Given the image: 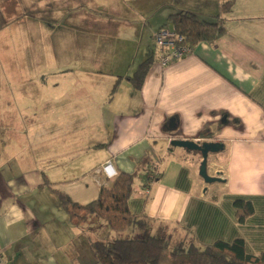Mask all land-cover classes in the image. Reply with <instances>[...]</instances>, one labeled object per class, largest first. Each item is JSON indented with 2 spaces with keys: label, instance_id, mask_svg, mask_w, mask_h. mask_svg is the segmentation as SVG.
<instances>
[{
  "label": "crops",
  "instance_id": "1",
  "mask_svg": "<svg viewBox=\"0 0 264 264\" xmlns=\"http://www.w3.org/2000/svg\"><path fill=\"white\" fill-rule=\"evenodd\" d=\"M130 1L134 29L131 14L119 19L127 24L117 36L107 25L88 30V8L97 7L98 22H113L116 10L106 16L107 7ZM222 1L0 0L15 8L0 19L3 264H97L91 242H110L114 235L95 217L71 224L57 192L86 205L120 173L132 177L130 211L144 214L148 231L170 246L242 240L250 255L264 253V33L237 22L227 28V19L219 40L199 43L166 66L153 43L158 29L171 26L170 15L211 20ZM59 5L82 11L67 15L80 28L71 30L63 48L48 24ZM24 6H46L51 16H25L19 13ZM150 56L155 61L136 89L125 78ZM172 140L222 144L207 158V174L222 182L205 184L200 155L172 147ZM108 162L112 178L102 171ZM154 163L157 173L144 198V177ZM236 199L253 208L242 223Z\"/></svg>",
  "mask_w": 264,
  "mask_h": 264
},
{
  "label": "trees",
  "instance_id": "2",
  "mask_svg": "<svg viewBox=\"0 0 264 264\" xmlns=\"http://www.w3.org/2000/svg\"><path fill=\"white\" fill-rule=\"evenodd\" d=\"M232 0L222 1L217 14L211 20L199 19L195 14L179 12L170 15L167 22L174 32L182 37L183 45L193 49L199 43L213 44L226 32L225 20L232 11ZM155 61L154 56L145 59L131 77H126L136 89H140L144 78ZM118 78L110 92V98L116 93L120 83ZM144 177L143 183L148 179ZM132 177L118 174L110 188H101L97 198L86 205H79L60 192L59 201L74 226H82L88 218L95 217L103 222L114 235L110 243L91 242L97 264H160L161 257L168 253L171 264H264V253L250 255L242 240L231 243L215 242L198 248L191 244L184 247L179 244L171 248L165 237L155 236L148 231V219L142 214L130 211L128 198ZM147 198V197H144ZM235 216L239 223L244 222L253 213L250 202L236 199L233 203ZM130 234L126 239L123 235ZM140 234L142 239H134Z\"/></svg>",
  "mask_w": 264,
  "mask_h": 264
},
{
  "label": "rangeland",
  "instance_id": "3",
  "mask_svg": "<svg viewBox=\"0 0 264 264\" xmlns=\"http://www.w3.org/2000/svg\"><path fill=\"white\" fill-rule=\"evenodd\" d=\"M188 1V0H187ZM177 3L180 2V0H168V4L172 3ZM46 3V2H45ZM92 4H95L92 2ZM7 7H2L0 5V19H2L3 17L6 16V12L9 11V9L14 13L15 12V8L14 6H12V4H10L8 2ZM11 5V6H10ZM113 5V2L110 4V6ZM127 5V7H126ZM126 5H117L111 7H107V12L105 13L106 16H110L111 12L110 10L113 12L114 10H116V14L115 16L118 17V20H115L113 22L110 21L109 18L107 19H102L103 22H98V15L99 12L97 10V7H91L88 8L90 10H88V12L86 11V15L89 17V31H91L92 33H98L99 32V26H103V28L107 25L108 26V31H113L112 36H117L119 33H125V25L127 23H124L123 21L119 20L120 18H129L130 15L131 17H133V21L131 23V25H133V29H134V2L130 1L127 2ZM137 4H135L136 6ZM116 7V8H115ZM53 11L52 14H54V18L52 19L54 22H50L48 23L49 26H53L54 29H56V43L57 46L60 48L66 47L68 46V40L69 37L71 36L72 29H78L80 28L79 24H76V26H74L72 23L67 22V15L69 14H74L75 16H80L82 11L79 9H75V12H73L72 9H69L67 7L64 6H57V7H52ZM130 8H132L133 10H129ZM5 12V13H4ZM17 13V12H16ZM19 13L25 15V16H32L35 17V15L37 16H43V17H47V16H51V12L49 11V8H46V6H42V7H27L24 6L19 7ZM114 13V12H113ZM63 17V18H62ZM228 19V21H226V27L227 28H233V26H235V24L237 23H243L245 24V28L250 29L252 31H257V33H264V0H236V4L233 7V13L231 15H228L226 17V20ZM146 20V19H145ZM45 21V20H44ZM237 22V23H236ZM141 26V23H139ZM79 26V27H78ZM147 27V26H145ZM143 27L141 26V29ZM105 30H107V27L104 28ZM88 31V32H89ZM2 37L0 36V44L2 43L1 41ZM33 74V72L31 73ZM34 75V74H33ZM28 77H31L30 75H28ZM214 154H210L209 156H212ZM134 188H135V195H139V188H138V184L134 183ZM105 228L108 227L105 225ZM124 238L128 239L130 238V234L129 233H125V235H123ZM134 239H142L143 236H141L140 234H134L132 236ZM176 239V238H175ZM110 243V242H108ZM175 245V246H174ZM171 245L170 247H176L178 245V243ZM160 264H171V259L168 253H164L161 257V261Z\"/></svg>",
  "mask_w": 264,
  "mask_h": 264
},
{
  "label": "built area",
  "instance_id": "4",
  "mask_svg": "<svg viewBox=\"0 0 264 264\" xmlns=\"http://www.w3.org/2000/svg\"><path fill=\"white\" fill-rule=\"evenodd\" d=\"M182 42V37L178 36L171 26L162 27L153 34V43L155 49L159 52V61L161 66H166L172 61L181 59L191 54V49L188 46L183 45ZM196 143L200 142L198 141ZM157 169L158 164L154 163L150 169L148 179L143 183L144 195L146 197H148L150 186L155 180ZM102 171L105 173L107 178H112L115 175L113 167L109 162L102 167ZM0 264H3L1 256Z\"/></svg>",
  "mask_w": 264,
  "mask_h": 264
},
{
  "label": "water",
  "instance_id": "5",
  "mask_svg": "<svg viewBox=\"0 0 264 264\" xmlns=\"http://www.w3.org/2000/svg\"><path fill=\"white\" fill-rule=\"evenodd\" d=\"M170 145L175 148L183 149L189 152H196L201 157V164L198 174L205 184H213L222 182L218 177H211L207 174V158L210 154H217L223 150L220 143L203 142L196 143L188 140H172Z\"/></svg>",
  "mask_w": 264,
  "mask_h": 264
}]
</instances>
